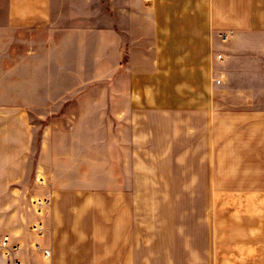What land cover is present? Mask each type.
Listing matches in <instances>:
<instances>
[{
	"label": "crops",
	"instance_id": "0c3cea01",
	"mask_svg": "<svg viewBox=\"0 0 264 264\" xmlns=\"http://www.w3.org/2000/svg\"><path fill=\"white\" fill-rule=\"evenodd\" d=\"M25 29L47 33L51 62L70 52L112 91L83 94L64 153L38 159L49 181V258L34 251L26 212L41 189L31 179L25 191L21 169L0 176V233L20 242L22 264H264L262 199L250 200L264 195V174H219L213 160L219 110L225 125L249 113L241 103L234 111L249 99L234 90L257 52L251 38H264V0H0V54L5 33ZM3 58L0 165L18 166L22 157L5 159Z\"/></svg>",
	"mask_w": 264,
	"mask_h": 264
},
{
	"label": "rangeland",
	"instance_id": "374dc122",
	"mask_svg": "<svg viewBox=\"0 0 264 264\" xmlns=\"http://www.w3.org/2000/svg\"><path fill=\"white\" fill-rule=\"evenodd\" d=\"M106 8L107 11H112L111 6L107 5ZM59 23L66 25L70 22ZM105 23L109 22L106 20ZM46 34L43 30L31 29L5 33V53L0 54L4 57L2 60H5V131L8 132L5 136L10 138L5 140V159L11 161L19 156L23 158V164L0 165V176H5L6 168L21 169L20 172L26 177L25 191L29 189V180L32 179L41 189L40 192L49 196L45 192L49 181L43 174V169H38V159L47 161L56 151L55 147L64 153L66 131L71 132L82 120L81 116L76 115L83 106L82 95L104 94L111 80H107L106 85L94 70L79 66L84 62H76L75 56L70 52L52 54L57 57V61L51 62V54L44 50ZM251 39V49L257 52H253L249 61L244 62L240 69L242 84L237 86L243 90H234L235 93H246L249 99L235 101L233 106L236 111L240 108L238 103L244 104L245 108L247 106L244 110L249 113L242 118H233L225 125L219 110L217 141L213 150V160L219 174L225 171L234 175L264 174V52L257 44L258 41L263 42L264 38ZM229 42H233V37H230ZM2 74L3 70L0 69V75ZM108 87L111 88L108 91H112V85ZM40 142L44 146L41 152ZM188 168L190 171L194 170L193 165L187 166ZM39 178H42L43 185L38 183ZM227 199L234 200V205L238 206L242 204L243 198H219L222 203ZM258 199H262L260 205L264 210V195L261 198L250 197L255 206L258 205ZM26 212L30 213V209H26Z\"/></svg>",
	"mask_w": 264,
	"mask_h": 264
},
{
	"label": "built area",
	"instance_id": "2783aa9c",
	"mask_svg": "<svg viewBox=\"0 0 264 264\" xmlns=\"http://www.w3.org/2000/svg\"><path fill=\"white\" fill-rule=\"evenodd\" d=\"M231 35V31H219L217 33L218 39L224 44L230 40ZM224 56L223 50H218L215 53V57L218 60L223 59ZM214 73V79L220 84H226L227 76L224 72L215 71ZM38 183L40 185L44 184L42 178L38 179ZM50 203L51 200L48 195L40 194L33 198L28 205L30 212L35 216L34 221L30 224V229L37 236V239L33 242V249L43 258H49L51 255V244L45 236L46 231L49 228L46 215ZM19 250L20 242L13 238L9 233H0V258L2 259L3 264H22L19 257Z\"/></svg>",
	"mask_w": 264,
	"mask_h": 264
}]
</instances>
